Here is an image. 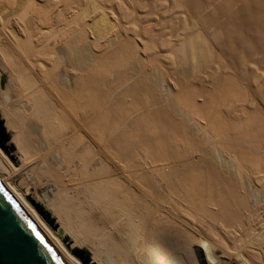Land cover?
<instances>
[{
	"label": "bare ground",
	"instance_id": "1",
	"mask_svg": "<svg viewBox=\"0 0 264 264\" xmlns=\"http://www.w3.org/2000/svg\"><path fill=\"white\" fill-rule=\"evenodd\" d=\"M94 2L93 15L91 0H0L1 170L79 264H264V200L252 198L264 195V117L221 111L244 96L241 80L166 93L162 65L141 63L118 23L131 11ZM105 14L111 30L96 37ZM221 16L239 50L260 49L264 0H225L204 23ZM198 35L191 70L211 56Z\"/></svg>",
	"mask_w": 264,
	"mask_h": 264
},
{
	"label": "rangeland",
	"instance_id": "2",
	"mask_svg": "<svg viewBox=\"0 0 264 264\" xmlns=\"http://www.w3.org/2000/svg\"><path fill=\"white\" fill-rule=\"evenodd\" d=\"M113 1L115 3L120 1L123 2L124 7L127 10L131 11H128L129 14L131 13V15H126V17H123L125 18L124 21L122 20L123 14H120L121 10L119 9V7L115 8L114 13H116L115 15L117 19L121 15L120 19H122H119L118 23H125L123 25L124 27L122 26V24H120L124 30L129 32L132 29L133 33L130 31L129 35L131 34L130 36L133 35L136 38V43L138 44H136L138 46L137 56L141 60V63L143 62L150 67V65L152 64H147L149 63V61L158 60L159 64L162 65V68H160L161 70L159 69V72L161 78L165 80L164 82L166 93H174L179 89L178 83L180 84L182 82V84L187 82L189 86H192L196 89L203 88L209 90L212 89L217 81L221 80L222 78L225 79L226 77L236 75L242 82L241 87L245 92L243 93L246 98L244 99V96H242L240 100H235L236 102L233 101L231 102V104L226 103V105L222 107L221 111L225 116L229 115L230 119L244 118V116L246 117V114H253L255 112H259L264 117V43L256 52H253L251 54H248L246 52V54H244L241 50H239V48L233 41L234 38H229L228 36H226V31L224 29L226 17L221 16L215 23L209 21H207V23H204V21H206L211 13L215 10V8L222 4L225 0H201V5L197 9H193L191 6L184 4L185 0ZM131 1L134 6L132 5ZM92 3H95L94 6L92 5ZM128 5L130 9L126 7ZM95 6L96 2H94V0H91L90 7L93 15L94 12L97 11V8ZM132 6L134 7V9L132 8ZM237 7L238 3H235L233 5V8L236 9ZM106 11L109 12L108 9H106ZM105 15H103L104 17L101 15V22H97L98 25H93V33H97V31L99 30V26H102V29L105 30H102L103 32H105V35L104 33L102 35L107 37L111 30L110 27L113 24V18H111L108 14ZM127 17H129L131 21L128 22L129 19ZM105 24L106 26H103ZM130 24L131 26H129ZM132 24H134V26ZM126 25H128V27H126ZM115 26L118 25L115 24ZM94 28L95 31L96 28L98 30L95 32ZM133 28L135 30L138 29V31H135L138 32L136 35ZM106 29H109V31H107ZM117 29L118 28H116V30ZM197 33L201 35L200 37L202 43L210 47V57H212L213 59H210L209 57L208 60L204 61L201 64L203 67L199 65L198 69L191 70L190 64L192 63V61L187 57L185 44L188 42L187 39H189L190 36L194 37L195 35H198ZM97 34H99V32ZM192 37H190V39ZM93 51V54L95 56L99 55V52H97L98 50ZM183 62L184 65H182ZM190 70L192 71V73ZM193 71H195L196 74L193 75ZM174 87L175 89L173 90ZM199 101H204V97H199ZM200 122L206 124L207 126V133L203 138L206 141L210 138H214V140L218 141L219 136L210 132L209 123L207 125V122L205 120H202ZM2 140H7V136H5L4 130L0 129V141ZM243 144L246 145L245 143ZM225 151H227L226 153L237 155V152L234 149ZM39 193L41 192L39 191ZM255 193H252L254 195L252 196L253 200H264L263 194L260 195L259 192H257L256 194ZM31 197L33 198V195H31ZM257 198H260L262 200H259ZM34 200H40L37 201L38 203L43 202L41 201V199H39V197ZM156 203L154 202V204ZM61 233L64 232L62 231ZM57 238H60V236L57 235ZM80 250L84 251V247L80 248ZM104 257L106 259H108V257L109 259H111L110 255Z\"/></svg>",
	"mask_w": 264,
	"mask_h": 264
},
{
	"label": "water",
	"instance_id": "3",
	"mask_svg": "<svg viewBox=\"0 0 264 264\" xmlns=\"http://www.w3.org/2000/svg\"><path fill=\"white\" fill-rule=\"evenodd\" d=\"M32 204L54 231L59 229L48 211L34 201ZM0 264H79L1 168Z\"/></svg>",
	"mask_w": 264,
	"mask_h": 264
}]
</instances>
